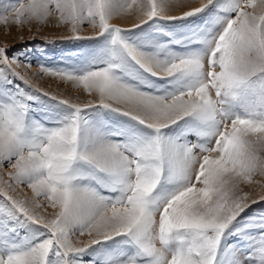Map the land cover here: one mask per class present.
<instances>
[{
    "label": "snow or ice",
    "instance_id": "1",
    "mask_svg": "<svg viewBox=\"0 0 264 264\" xmlns=\"http://www.w3.org/2000/svg\"><path fill=\"white\" fill-rule=\"evenodd\" d=\"M171 2L3 7L5 26L55 18L80 39L87 24L101 46L70 69L40 66L93 97L58 100L49 126L31 115L37 97L13 87L28 81L0 48V168L10 169L0 175V264H85L89 249L109 241L117 250L102 264H264V218L241 223L258 202L241 185L264 177V0H174L179 15ZM125 14L138 20L132 29L111 23ZM208 15L211 26L183 39L133 37L144 25ZM149 77L164 83L149 91ZM102 111L134 124L111 128ZM20 186L32 196L14 195ZM77 234L90 239L77 246Z\"/></svg>",
    "mask_w": 264,
    "mask_h": 264
},
{
    "label": "rangeland",
    "instance_id": "2",
    "mask_svg": "<svg viewBox=\"0 0 264 264\" xmlns=\"http://www.w3.org/2000/svg\"><path fill=\"white\" fill-rule=\"evenodd\" d=\"M14 0H0V13L3 12V7L7 4L13 3ZM131 2V0H129ZM189 5H199V0H187ZM181 9L175 5L174 0L171 2L170 14L179 15ZM204 15V14H201ZM210 15L204 16L203 20L197 18H190V21H161L159 25L149 27L144 25L143 29H135L133 37L140 39H149L153 36L166 42L170 37L164 35V32L171 33L176 39H183L185 35L190 34L192 30L197 27H203L205 24L211 26ZM111 23L120 26L123 29H132L138 20L135 15L125 14L116 16ZM162 27L163 31H160ZM94 35V30L87 24L80 26L79 36L76 39L67 27L57 26L55 18H49L43 24L30 23L20 27L12 24H0V48L7 50L9 58L15 57L20 62V67L16 68L22 76L27 79V83L23 80L16 79L13 87H19L22 91L37 97L32 101L31 115L34 119L42 121L46 126L51 124L52 117H55L59 110L58 100H70L74 103L83 104L93 97L88 96L82 88H74L71 82L62 81L59 77L49 76L40 71V66L43 65L52 69H70L83 63V61L96 53L101 42L98 39H89ZM194 47L196 45H193ZM178 48V46H174ZM27 65H31L28 67ZM153 85L147 90L152 91L155 87L163 85V81L156 80V78H148ZM47 94V95H45ZM55 96L56 100L49 97ZM95 115V114H93ZM98 120L111 128H128L134 122L129 121L126 117L120 116L117 113L102 111ZM195 140V137H191ZM10 169L5 165L0 168V175H4ZM254 179L259 181V184L241 185L244 192L250 194L252 199L258 202L253 204L247 214L241 221L242 224L258 223L261 218H264V177L256 176ZM14 195L21 199H27L32 196L31 190L26 186H20L16 189ZM43 203V201H41ZM42 215L51 216L53 209L46 208L42 210ZM24 235V233H21ZM90 237L85 234L73 237L74 241H78L77 246H83L88 242ZM231 244L235 247L240 241L238 235L230 237ZM117 246L111 241L107 244L95 245L89 249V253L85 254L83 260L85 264H102L109 254H114ZM242 258V257H241Z\"/></svg>",
    "mask_w": 264,
    "mask_h": 264
}]
</instances>
